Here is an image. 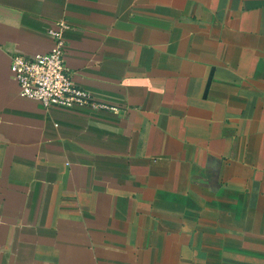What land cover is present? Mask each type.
Masks as SVG:
<instances>
[{"label":"crops","instance_id":"0c3cea01","mask_svg":"<svg viewBox=\"0 0 264 264\" xmlns=\"http://www.w3.org/2000/svg\"><path fill=\"white\" fill-rule=\"evenodd\" d=\"M61 19L117 111L19 94ZM0 264H264V0H0Z\"/></svg>","mask_w":264,"mask_h":264},{"label":"built area","instance_id":"2783aa9c","mask_svg":"<svg viewBox=\"0 0 264 264\" xmlns=\"http://www.w3.org/2000/svg\"><path fill=\"white\" fill-rule=\"evenodd\" d=\"M67 28V23L61 19L47 30L52 45L46 51L11 53L9 69L19 94L37 100L45 107L88 105L117 111V105L95 99L90 92L74 83L64 56V32Z\"/></svg>","mask_w":264,"mask_h":264}]
</instances>
